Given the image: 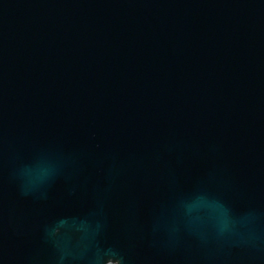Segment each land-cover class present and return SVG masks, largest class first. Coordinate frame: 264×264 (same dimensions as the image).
Masks as SVG:
<instances>
[{"label": "water", "instance_id": "95a60500", "mask_svg": "<svg viewBox=\"0 0 264 264\" xmlns=\"http://www.w3.org/2000/svg\"><path fill=\"white\" fill-rule=\"evenodd\" d=\"M0 264H264V0H0Z\"/></svg>", "mask_w": 264, "mask_h": 264}]
</instances>
